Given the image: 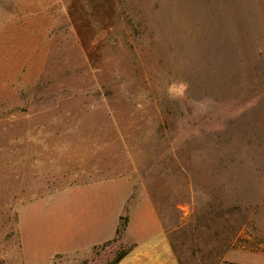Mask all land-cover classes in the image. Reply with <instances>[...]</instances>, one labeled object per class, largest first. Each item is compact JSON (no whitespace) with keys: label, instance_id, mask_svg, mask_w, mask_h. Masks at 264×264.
I'll return each mask as SVG.
<instances>
[{"label":"rangeland","instance_id":"374dc122","mask_svg":"<svg viewBox=\"0 0 264 264\" xmlns=\"http://www.w3.org/2000/svg\"><path fill=\"white\" fill-rule=\"evenodd\" d=\"M100 178L130 199L88 250L89 207L57 191ZM143 186L176 190L178 264H214L194 224L218 199L235 246L264 253V195L243 191H264V0H0V264L114 263Z\"/></svg>","mask_w":264,"mask_h":264},{"label":"crops","instance_id":"0c3cea01","mask_svg":"<svg viewBox=\"0 0 264 264\" xmlns=\"http://www.w3.org/2000/svg\"><path fill=\"white\" fill-rule=\"evenodd\" d=\"M108 184L111 186V192L114 186L117 188L120 197L114 212L112 211L113 195L111 192L108 194ZM128 185V183L123 184L119 179L100 178L57 191L60 207L69 208L71 205L89 207V230L80 225L77 232L80 240L85 239L88 250L103 246L114 239L119 216L130 199ZM93 186L95 188L91 196L87 195L88 198L78 196L83 193V188L90 189ZM148 189L143 186L146 197L144 196V200L136 208V219L130 218L127 225V232H132L136 246L128 250L117 264H178L168 239V235L176 231L178 225L164 215L167 210L172 209V212H176L178 205L173 198L176 190L170 188L168 192H164L163 202H161L157 194H154L156 191L153 190L152 194ZM243 191L252 196L264 195L261 189L246 187ZM218 201L211 202L210 206L196 218L194 224L196 257L202 261L215 259L214 264H264V253L235 246L236 236L231 222L233 215L230 214L228 204L221 199ZM253 210L252 208L251 213L248 212L249 217L253 214ZM63 225L66 229H64V235L70 234L69 224L64 221ZM23 247L21 241L22 251ZM55 254L58 253L45 256L44 259L43 256H37L36 263L48 264Z\"/></svg>","mask_w":264,"mask_h":264},{"label":"trees","instance_id":"16d2710c","mask_svg":"<svg viewBox=\"0 0 264 264\" xmlns=\"http://www.w3.org/2000/svg\"><path fill=\"white\" fill-rule=\"evenodd\" d=\"M122 257H123V255H121L120 257H118L117 260L114 263H112V264H117L121 260Z\"/></svg>","mask_w":264,"mask_h":264}]
</instances>
